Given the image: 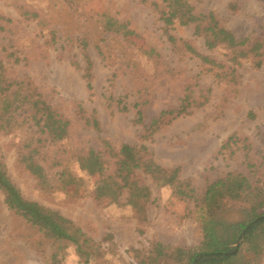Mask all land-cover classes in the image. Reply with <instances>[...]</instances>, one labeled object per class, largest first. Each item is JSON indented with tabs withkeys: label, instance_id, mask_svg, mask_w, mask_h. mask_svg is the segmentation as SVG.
I'll list each match as a JSON object with an SVG mask.
<instances>
[{
	"label": "rangeland",
	"instance_id": "1",
	"mask_svg": "<svg viewBox=\"0 0 264 264\" xmlns=\"http://www.w3.org/2000/svg\"><path fill=\"white\" fill-rule=\"evenodd\" d=\"M187 1L196 13L213 12L237 39L256 38L249 55L208 48L193 25L172 24L171 41L152 5L159 0H0L6 76L69 120L67 137L55 142H31L28 124L0 130V162L25 198L72 221L97 251L85 262L66 245L53 259L57 245L10 211L0 191V264H185L157 248L200 242V204L179 198L180 184L157 186L140 169L135 179L149 192L140 208L125 203V191L116 198L108 176L124 143L178 168L179 183L195 195L229 172L264 181V0ZM90 149L107 162L105 179L97 162L89 172L79 167L76 156ZM30 151L41 176L21 162ZM69 177L75 183H65ZM242 217L236 207L225 214ZM234 246L238 264H264V249L255 257L243 239Z\"/></svg>",
	"mask_w": 264,
	"mask_h": 264
},
{
	"label": "trees",
	"instance_id": "2",
	"mask_svg": "<svg viewBox=\"0 0 264 264\" xmlns=\"http://www.w3.org/2000/svg\"><path fill=\"white\" fill-rule=\"evenodd\" d=\"M159 1L160 3L152 5L159 15L158 18L163 22L165 33L174 23L183 26L193 25L194 34L202 36L208 48L224 44L236 57L245 58L249 55L250 50H247V46L255 42L256 38L237 39L213 12L196 13L187 0ZM167 36L174 41L170 34ZM260 42L262 40L257 46L261 49ZM187 47L193 52L190 46ZM152 51L153 49H150L148 53ZM197 55L205 62L211 61L207 57ZM5 72L6 68L0 63V130L7 131L28 124L26 132L29 133L31 142H39L41 137L50 142L65 139L69 120L61 117L39 94L31 92L23 80L10 79ZM231 139L232 136H229L221 148L227 146ZM142 150L146 151L144 146L137 147L124 143L114 155L115 168L108 177H111L119 187V191L115 193L116 198L125 191L127 193L125 203L135 209L140 208L139 201H145L149 196L148 189L135 179L134 173L140 169L149 175L157 186L180 184L176 192L178 197L192 198L196 204H200L199 215L196 217L201 232L200 242L194 247L185 248L159 244L157 255H168L177 262L185 261V264H238L234 245L243 239L247 244L246 251L251 256L259 257L264 249V181L259 185L257 181H251L242 173L229 172L224 177L209 182L200 195H195L188 182L183 187L179 183L178 168H164ZM31 151L27 155L22 154L21 162L30 171L39 174L40 166L35 163ZM76 157L79 167L87 172L89 164L97 162L98 174L103 179L106 178L104 163L107 162L102 160L103 156L99 151L90 149L88 153ZM75 181L73 177H69L65 183ZM0 191L10 211L37 232H41L52 246L57 245V251L51 255L53 259L66 245L76 247L78 255L84 258L85 262L96 258L94 244L91 246L92 241L81 229L59 212L25 198L1 162ZM94 191L95 194L98 191L96 185ZM235 207L243 217L239 220L226 219L225 214ZM168 249L171 250L170 254L166 252Z\"/></svg>",
	"mask_w": 264,
	"mask_h": 264
},
{
	"label": "water",
	"instance_id": "3",
	"mask_svg": "<svg viewBox=\"0 0 264 264\" xmlns=\"http://www.w3.org/2000/svg\"><path fill=\"white\" fill-rule=\"evenodd\" d=\"M236 251V249L234 250V252Z\"/></svg>",
	"mask_w": 264,
	"mask_h": 264
}]
</instances>
